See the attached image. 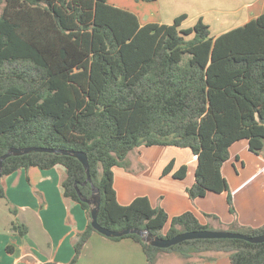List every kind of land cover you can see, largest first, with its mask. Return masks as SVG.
<instances>
[{
  "label": "trees",
  "instance_id": "16d2710c",
  "mask_svg": "<svg viewBox=\"0 0 264 264\" xmlns=\"http://www.w3.org/2000/svg\"><path fill=\"white\" fill-rule=\"evenodd\" d=\"M186 18L142 25L137 15L108 0H0V159L12 148L28 147L88 157L87 184L83 164L72 156L33 152L3 163V177L31 167L66 169L64 197L80 204L89 219L73 239L70 264L78 263L98 233L84 201L92 197L93 187L101 195L98 223L111 231L139 229L162 239L203 230L264 235V225L238 223L223 175L231 147L242 140L264 159V13L216 38L202 19L182 29ZM156 146L191 150L198 164L190 198L226 194L234 222L226 225L205 214L204 225L193 212L171 219L147 196L121 205L114 169L139 175L147 169L142 153L139 173L132 169L130 154ZM174 165L171 161L163 176ZM187 172L182 166L173 177L184 180ZM0 197L6 198L2 185ZM12 230L28 233L16 223ZM109 239L133 240L148 264L164 253L188 261L207 252L226 254L232 264H264V243L191 240L159 249L137 234Z\"/></svg>",
  "mask_w": 264,
  "mask_h": 264
},
{
  "label": "crops",
  "instance_id": "0c3cea01",
  "mask_svg": "<svg viewBox=\"0 0 264 264\" xmlns=\"http://www.w3.org/2000/svg\"><path fill=\"white\" fill-rule=\"evenodd\" d=\"M153 4L156 8L151 17L157 15V18L146 24H172L177 17L186 15L182 29L192 28L202 19L209 26L213 38L245 25L264 13V0H157ZM166 148L141 147L133 155L134 158L130 159L129 156V159L134 170H137L136 164L140 162V151L141 161L148 165L158 163L153 161L156 156L167 162L174 161V170L167 176H151L149 169L141 177H136L123 168L114 169V186L119 203L126 206L137 197L147 196L153 207H162L171 219L193 212L204 225L208 224L205 214L218 216L223 224H232L235 218L229 212L226 194L210 192L206 197L192 202L188 189L195 183L198 164L192 151ZM167 153L169 161L165 158ZM230 153V159L223 166V175L230 185L232 182L242 184L236 191L232 188L238 223L252 228L262 227L264 159L250 151L247 140L235 143ZM167 162L159 161L162 169ZM182 166L188 168L187 177L184 180L175 179L173 174ZM65 175L66 169L57 165L51 169H22L2 178L6 198H0L5 202L12 221L8 222L5 232H0V264H70L75 255L73 239L87 228L89 219L80 204L65 199L62 187ZM13 223L25 225L28 233L21 236L14 232ZM166 259L167 256L160 254L155 264H165ZM178 259L179 264H232L228 255L213 252L188 261L181 257ZM77 264L148 262L142 247L133 240L112 241L95 233L85 245Z\"/></svg>",
  "mask_w": 264,
  "mask_h": 264
},
{
  "label": "water",
  "instance_id": "95a60500",
  "mask_svg": "<svg viewBox=\"0 0 264 264\" xmlns=\"http://www.w3.org/2000/svg\"><path fill=\"white\" fill-rule=\"evenodd\" d=\"M54 153L64 156H72L78 159L84 166L87 174V183H91L90 166L86 153L75 152L68 150H54L40 147H28V148H12L0 159V185L3 178V163L5 160L12 156H22L30 153ZM91 206V225L96 232L107 238H121L131 234H137L143 238V240L151 246L159 249H168L185 241L191 240H243L252 244L264 243V235L259 237H248L243 234L231 233L227 231H195L182 233L171 239H162L152 235L150 232L139 229H125L121 231H111L103 228L98 223V216L101 205V195L98 189L93 187V195L90 199L84 200Z\"/></svg>",
  "mask_w": 264,
  "mask_h": 264
},
{
  "label": "rangeland",
  "instance_id": "374dc122",
  "mask_svg": "<svg viewBox=\"0 0 264 264\" xmlns=\"http://www.w3.org/2000/svg\"><path fill=\"white\" fill-rule=\"evenodd\" d=\"M108 3L110 5H113L115 7H119L121 9L128 10V11L138 15L141 23H143V24L151 22L157 18V15H155L154 17H151V14L155 12V8H156L153 3L137 2L135 0H108ZM166 149L172 150L175 148L168 147ZM178 151H181V150H178ZM134 154L136 155V152L130 154V159L134 158V156H133ZM165 158L168 161L170 160L169 153L165 154ZM153 161H156L158 163L154 162V164L150 163L149 165L145 163L147 165V169L145 171L150 169V175L151 176H156L158 174L157 177L162 178L163 177V171L167 167V165L171 162V160H170V162H167L164 160V158H162V157L160 158V157L156 156ZM159 161H164V163L167 162L164 169H162V164L159 163ZM139 164H140L139 162H137V164H136L137 170L133 169L135 172H138V173L141 172V166ZM144 172L139 173V177H141V175ZM133 175H135L137 177L136 174H133ZM147 184L150 185L151 182H147ZM240 185H242V184L238 183L235 185L232 182V184L230 185L231 191H232V188L235 189V191H236ZM139 192L140 191H137L136 193H139ZM192 202H194V201L192 200ZM10 221H12V217L9 215V211L5 205V202L0 198V232L3 233L6 231L7 224ZM164 256H167V259H166L167 261L165 264H179V259H178L179 256H177L175 254H168V253H164Z\"/></svg>",
  "mask_w": 264,
  "mask_h": 264
}]
</instances>
